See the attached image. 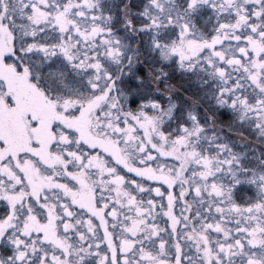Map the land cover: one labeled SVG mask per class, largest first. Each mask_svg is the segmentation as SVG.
Instances as JSON below:
<instances>
[{"label": "snow or ice", "instance_id": "6c2138e0", "mask_svg": "<svg viewBox=\"0 0 264 264\" xmlns=\"http://www.w3.org/2000/svg\"><path fill=\"white\" fill-rule=\"evenodd\" d=\"M0 264H264V0H0Z\"/></svg>", "mask_w": 264, "mask_h": 264}]
</instances>
